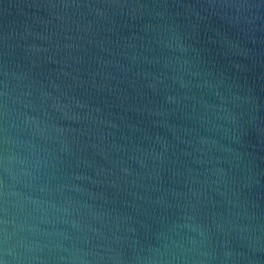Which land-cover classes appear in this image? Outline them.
<instances>
[{"label":"water","instance_id":"1","mask_svg":"<svg viewBox=\"0 0 264 264\" xmlns=\"http://www.w3.org/2000/svg\"><path fill=\"white\" fill-rule=\"evenodd\" d=\"M0 264H264V0H0Z\"/></svg>","mask_w":264,"mask_h":264}]
</instances>
